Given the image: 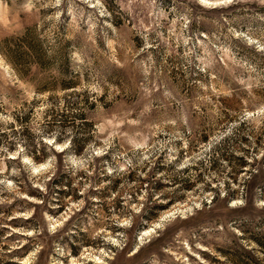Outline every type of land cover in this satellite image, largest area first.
<instances>
[{"label": "clouds", "instance_id": "clouds-1", "mask_svg": "<svg viewBox=\"0 0 264 264\" xmlns=\"http://www.w3.org/2000/svg\"><path fill=\"white\" fill-rule=\"evenodd\" d=\"M0 230V264H264V0H0Z\"/></svg>", "mask_w": 264, "mask_h": 264}, {"label": "rangeland", "instance_id": "rangeland-1", "mask_svg": "<svg viewBox=\"0 0 264 264\" xmlns=\"http://www.w3.org/2000/svg\"><path fill=\"white\" fill-rule=\"evenodd\" d=\"M172 0H165V3L168 5H171ZM124 21H120V23H123ZM204 30V29H202ZM136 41L139 43L140 42V38L139 36L136 37ZM30 47L33 50V54L38 57L39 59L43 60L44 58V52L43 49L40 47L39 43H32L30 44ZM18 58L23 59L25 56V53L23 52H17ZM41 80L46 79V76L44 74H41V76L39 77ZM68 87H75L78 85H67ZM58 87L60 89H64L66 86L63 83V81L60 82V84L58 85ZM47 91H51L52 89H45ZM27 119V117L25 118ZM202 142H207V136L206 134H204V139ZM247 142V141H245ZM237 165L239 167H243L245 166V162L242 159H238L237 160ZM62 179H66L62 178ZM56 183L58 185H61V189L58 191V195L63 196L65 194L68 195H72V191H71V182L69 181L67 184H61L60 180H57ZM119 186V182H117L116 184V188H118ZM159 187V185H158ZM64 188H67L69 191L67 193H65V191H63ZM113 190H116L115 188ZM9 223H11L13 226H17V222L15 221H9ZM245 229H248V225L244 226ZM6 230H0V236H2L4 234ZM246 234H248L246 232ZM251 238L253 239V242L259 243L261 245V247H264V239H260L255 233L251 234ZM67 239V238H65ZM218 253L220 256H223L224 259L227 261V264H246V261L248 259L247 254L243 253L239 248H234V249H227V250H223V249H217ZM73 253L76 254V249L73 247ZM205 259H207L209 261V264H219V262L213 258V257H208L205 256Z\"/></svg>", "mask_w": 264, "mask_h": 264}]
</instances>
